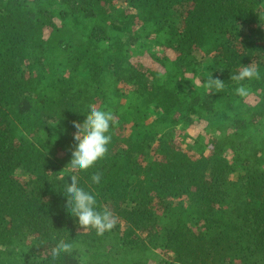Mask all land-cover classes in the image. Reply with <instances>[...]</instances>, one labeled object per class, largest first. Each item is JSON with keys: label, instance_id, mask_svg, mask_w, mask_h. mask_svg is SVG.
Returning a JSON list of instances; mask_svg holds the SVG:
<instances>
[{"label": "trees", "instance_id": "trees-1", "mask_svg": "<svg viewBox=\"0 0 264 264\" xmlns=\"http://www.w3.org/2000/svg\"><path fill=\"white\" fill-rule=\"evenodd\" d=\"M90 104L119 120L79 173L103 236L64 193ZM0 264H264V0H0Z\"/></svg>", "mask_w": 264, "mask_h": 264}, {"label": "clouds", "instance_id": "clouds-1", "mask_svg": "<svg viewBox=\"0 0 264 264\" xmlns=\"http://www.w3.org/2000/svg\"><path fill=\"white\" fill-rule=\"evenodd\" d=\"M231 79L238 85L235 94L243 98L249 95V89L241 82L260 79V72L253 64L244 65L237 74L231 76ZM204 87L209 91L221 92L225 85L223 80L214 79L210 75ZM88 108L89 111L82 123L73 121V126L77 129L73 139L77 143L71 152V161L67 165L71 182L65 184L64 193L67 196L66 209L73 217L78 218V226L86 233L94 231L95 235L103 236L117 225V217L111 209L99 206L96 195L81 186L79 173H87L106 157L108 146L112 141L111 128L118 126L119 120L112 111L98 107L96 104H90ZM102 176L101 171L93 172L90 175L91 183L101 184ZM74 248L75 245L71 241L60 239L51 249V257L56 260L62 254L72 253Z\"/></svg>", "mask_w": 264, "mask_h": 264}, {"label": "rangeland", "instance_id": "rangeland-1", "mask_svg": "<svg viewBox=\"0 0 264 264\" xmlns=\"http://www.w3.org/2000/svg\"><path fill=\"white\" fill-rule=\"evenodd\" d=\"M145 57H147V56H146V55L143 56V58H145ZM203 124H204V122H201V124H199V126L197 127L199 131H200V129L202 128V125H203ZM196 131H197V130H195V128H194V129H193V128H190L188 132H189V134H193V133L195 134ZM176 139H177V141H178L179 138L176 136V137H175V140H176ZM187 140H190V138H188ZM183 146H184V145H183ZM188 151H189V150H188ZM190 151H191V150H190Z\"/></svg>", "mask_w": 264, "mask_h": 264}]
</instances>
